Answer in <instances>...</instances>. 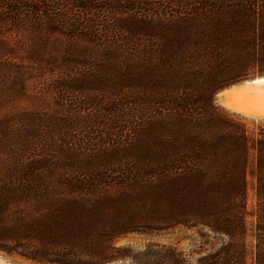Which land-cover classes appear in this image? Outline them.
<instances>
[{
	"label": "rangeland",
	"instance_id": "rangeland-1",
	"mask_svg": "<svg viewBox=\"0 0 264 264\" xmlns=\"http://www.w3.org/2000/svg\"><path fill=\"white\" fill-rule=\"evenodd\" d=\"M0 2V192L12 188L35 212L73 211L78 244L101 255L92 264H264V193L252 174L246 198H163L142 171V159L169 156L191 176H218L200 147L186 154L202 128L187 130L186 118L211 116L215 138L244 117L217 93L264 75V0H49L45 16L28 12L17 28L11 0ZM171 216L184 224L152 229ZM117 227L136 231L116 238Z\"/></svg>",
	"mask_w": 264,
	"mask_h": 264
},
{
	"label": "trees",
	"instance_id": "trees-1",
	"mask_svg": "<svg viewBox=\"0 0 264 264\" xmlns=\"http://www.w3.org/2000/svg\"><path fill=\"white\" fill-rule=\"evenodd\" d=\"M3 4L12 12L11 19L13 23L15 22L16 28L18 23L25 19L26 13H36L43 17L50 7L49 0H11V2ZM21 8H24L22 9L24 13L20 12ZM226 50L221 49L220 51L228 54ZM240 62L242 63L243 60ZM259 72H264L263 65L259 67ZM247 77L248 74H244L239 76L238 80ZM196 114L189 113L187 115L185 123L187 130L199 123H202V128L198 133L188 137L186 154L192 158L195 156L197 148L200 147L202 150L200 158L203 162L218 160V176L210 177L208 173L191 176L194 167L183 169L184 167L178 162H171L169 156L158 160L156 164L150 163L148 159H142L143 176L154 180V183L160 188L163 198L169 197L171 192L176 191H187L205 197L210 195L218 197L225 193L231 195L230 197L233 199L246 198L250 174L256 178L258 194L264 193V122H256L257 119L249 120L247 116L241 117V120L238 121L229 119L226 121L229 130L220 137L215 136L214 138L209 135L211 116L205 112ZM243 120L250 121L252 127L247 128V125L241 122ZM144 153H146V149L143 150ZM176 156L174 155V157ZM235 163L243 164V168L239 172H234L238 176H234L231 172L232 164ZM253 163L257 165V168L250 170V164ZM208 168L211 169V167ZM183 171L185 174L181 173ZM181 175L188 179L184 181L185 184L178 183ZM5 189L4 192H0V253L19 256L31 264H92L94 257L100 258L101 255H96L90 243L78 244L79 237L73 228L78 225L82 226L84 223L81 221V224L76 220L73 211L63 212L56 207L46 213L35 212L21 201H13L10 195L13 191L12 188L5 187ZM74 200L76 199L63 201ZM168 214L164 211L161 218H166ZM66 218L68 223H66ZM177 218L171 216L169 219H163L164 225L152 227V229L167 230L184 224ZM222 220H225V216ZM222 220H217V223ZM222 225L220 224L221 228H223ZM118 228H116L118 230L116 238L136 231L134 229L136 227ZM221 228L219 230H226ZM105 233L104 228L98 232L101 235ZM71 247L80 251L71 250ZM81 253L85 254L88 259L78 257Z\"/></svg>",
	"mask_w": 264,
	"mask_h": 264
},
{
	"label": "bare ground",
	"instance_id": "bare-ground-1",
	"mask_svg": "<svg viewBox=\"0 0 264 264\" xmlns=\"http://www.w3.org/2000/svg\"><path fill=\"white\" fill-rule=\"evenodd\" d=\"M217 99L233 113L264 120V76L224 89L217 94Z\"/></svg>",
	"mask_w": 264,
	"mask_h": 264
},
{
	"label": "water",
	"instance_id": "water-1",
	"mask_svg": "<svg viewBox=\"0 0 264 264\" xmlns=\"http://www.w3.org/2000/svg\"><path fill=\"white\" fill-rule=\"evenodd\" d=\"M263 76H264V75H263ZM263 76H257V77H263ZM255 78H256V77H255ZM255 78H253V79H255ZM253 79H252V80H253ZM246 81H247V80H246ZM243 82H245V81H243ZM243 82H242V83H243ZM239 84H241V83H239ZM236 85H238V84H236ZM231 86H234V85H231ZM231 86H230V87H231ZM228 88H229V87H228ZM225 89H227V88H225ZM223 90H224V89H223ZM223 90H221V91H223ZM221 91H219V92H221ZM219 92H218V93H219ZM218 93H217V94H218Z\"/></svg>",
	"mask_w": 264,
	"mask_h": 264
}]
</instances>
